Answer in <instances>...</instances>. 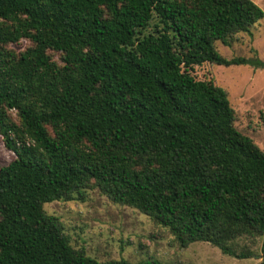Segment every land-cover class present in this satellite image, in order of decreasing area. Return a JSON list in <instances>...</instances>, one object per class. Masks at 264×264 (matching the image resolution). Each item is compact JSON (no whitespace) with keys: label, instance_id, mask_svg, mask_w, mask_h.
Returning a JSON list of instances; mask_svg holds the SVG:
<instances>
[{"label":"trees","instance_id":"trees-1","mask_svg":"<svg viewBox=\"0 0 264 264\" xmlns=\"http://www.w3.org/2000/svg\"><path fill=\"white\" fill-rule=\"evenodd\" d=\"M263 18L251 0H0V264H131L73 249L43 210L90 187L180 248L247 259L258 239L264 264V152L190 74L264 66L215 47Z\"/></svg>","mask_w":264,"mask_h":264},{"label":"rangeland","instance_id":"rangeland-1","mask_svg":"<svg viewBox=\"0 0 264 264\" xmlns=\"http://www.w3.org/2000/svg\"><path fill=\"white\" fill-rule=\"evenodd\" d=\"M264 14V0H251ZM27 40L9 48L21 52ZM226 58L242 57L264 64V18L249 33L236 34L229 46L215 43ZM196 80L211 81L223 88L234 110L235 128L250 137L264 152V66H222L204 63L190 72ZM12 117L15 118L14 112ZM15 155L7 150L0 137V168ZM54 201L43 205L47 215L60 220L73 249H84L97 262L126 260L131 264L156 260L161 264H259L258 239L252 247L253 257L236 259L224 255L206 242H194L180 248L165 228L136 209L112 203L96 188L82 191V199Z\"/></svg>","mask_w":264,"mask_h":264}]
</instances>
